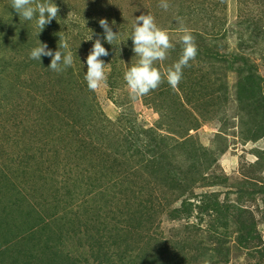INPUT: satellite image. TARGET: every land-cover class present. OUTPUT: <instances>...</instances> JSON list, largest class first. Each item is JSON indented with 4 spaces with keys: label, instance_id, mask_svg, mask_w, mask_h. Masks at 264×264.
I'll use <instances>...</instances> for the list:
<instances>
[{
    "label": "trees",
    "instance_id": "obj_1",
    "mask_svg": "<svg viewBox=\"0 0 264 264\" xmlns=\"http://www.w3.org/2000/svg\"><path fill=\"white\" fill-rule=\"evenodd\" d=\"M176 3L177 18L181 17L182 22L195 21L194 25L185 27L195 37L198 54L190 61V66L183 69L176 88L165 78L157 89L147 94L151 96L153 110L174 133L166 134L154 126L140 124L129 111H122L115 120L102 117L88 87L77 97L76 107L67 101V109L47 108L48 136L36 141L49 146L38 148L45 151L39 158L34 150L27 154L29 171L35 174L31 180L34 194L31 193L32 202L29 201L33 210L26 213L25 225L3 224L0 228V264H82L88 260L83 252L89 257L95 254L103 257L99 264H203L205 259L210 264H228L234 252H244L246 264H264V236L258 229L259 224L264 223V145H259L264 139V76L259 70L264 66V0H237L239 27L236 44L231 49L229 43L218 41L226 20L227 0H178ZM8 6L13 18H8L9 27L0 32V49L11 46L23 50L17 51L21 56L20 64L28 66L34 61L40 62L30 58L37 44H26L29 39L19 32L20 25L24 26L27 21L12 8V0ZM217 12L224 13L215 15ZM115 13V18L121 14ZM123 14L127 15L125 11ZM101 18L107 19L117 32L128 31L123 34L127 49L123 46L122 52L123 55L129 52L128 68L131 67L137 58L133 59L130 18L127 15L124 19H114L108 12L100 13L93 20L98 24L97 36L103 33L102 28L99 30ZM217 19L223 22L216 24ZM181 28H163L169 33L174 48L165 61L156 64L162 73H166L181 54ZM68 34L42 30L40 40L55 52L59 37L66 39L75 55ZM107 50L111 55L113 49L109 45ZM47 59L48 79L54 87L48 95L55 94L62 102L66 99L65 93L82 85L71 66L57 73L48 67L51 58L41 57V61ZM0 63L3 69L12 66L11 61L1 57ZM116 63L108 75L110 84H114L117 77L124 79L127 70L126 67L118 69ZM41 84L46 85V82ZM2 87L0 82V89ZM214 109L220 115L209 144L204 145L194 131ZM73 110H77L82 124L68 119V111ZM248 142L253 144L249 152L255 160L247 161L243 155L237 174L229 176L220 166V156L236 143ZM45 154H50L55 162L59 158L63 167L66 161L75 160L77 167L80 163V170L73 172L76 178L59 180L57 176H50L49 168L55 162L50 164L52 159L44 158ZM90 167H98L95 176ZM26 169L22 167V175L28 174ZM66 170L71 172L72 168ZM76 181L86 191L84 197L92 194L104 199L103 205L112 204L113 208L105 213L116 220L118 226L105 222L107 217L96 201L89 206V211L81 209L89 215L84 220L78 216L80 213L73 215L72 210H67ZM17 193L11 199L10 196L4 199L0 184L1 208L6 213L13 212L11 205L17 204L20 197L25 201L22 192ZM231 194L235 197L231 198ZM41 205L52 211L41 214ZM58 205H66L60 215ZM161 215L172 221L183 220V223L172 226L169 234L156 232ZM83 230L84 234L78 236ZM73 241V246L68 247ZM115 246L120 249L116 254L111 252Z\"/></svg>",
    "mask_w": 264,
    "mask_h": 264
},
{
    "label": "rangeland",
    "instance_id": "obj_2",
    "mask_svg": "<svg viewBox=\"0 0 264 264\" xmlns=\"http://www.w3.org/2000/svg\"><path fill=\"white\" fill-rule=\"evenodd\" d=\"M9 1L10 0H0V32H3L4 28L9 27L8 18H13L11 15V10L8 6ZM177 1L178 0H166L169 7L167 10H165L160 7L161 0H53V2L59 7L58 16L56 19L52 20L50 24L46 25L43 31L49 32L52 30L55 32L57 30L60 32V34L69 33L68 37L73 42L72 48L76 52V54L73 55V64L71 65V69L73 74L78 78L80 85H82V87H77L72 91L65 93L66 99H63L62 102L56 99L55 94L52 96L48 95V93L51 92L50 90L54 88L50 85V81L48 79L49 74L46 68L49 59H47L46 62L40 61L35 63L34 61L32 64L27 66L23 64V62L20 64L18 61L21 56L19 53H17V51L23 50L19 48L13 49L11 46L0 49V57L3 60L6 59L12 63V66L9 67L10 69L1 68L0 63V82L3 84V87L0 89V184L4 193V196L2 197L4 199H8L10 196L11 199L12 197L18 195V191L22 192L23 196L25 197V201L20 197L17 200V204H13V206L9 202L6 203L11 205L13 211L12 213H6L3 208H1L3 205L0 200V228H2L3 224L13 227L14 224L19 225L24 223L25 225L27 223V218L25 215H27L26 213L28 212L30 213L31 209L33 208V205L30 203L32 202L30 195L33 193L34 188L31 184V180L35 178L33 170L29 171L31 165L28 162L27 154H30L31 150H34L36 152L35 154L39 158L45 152L40 151V149H47L49 146L43 144V142L36 141L37 138L45 140L44 136H48L47 133L49 130V125L48 122L45 121L47 120V108H52L59 111L67 109L65 108L67 107V101L70 102L71 106H77V97L80 96L82 90L86 89L87 87V83L84 79L85 73L87 71L86 56L92 48L93 40L96 38H100L101 43L106 49L108 45L110 49H113L111 55L108 52L109 54L107 56L101 57V59L106 64V82H101L100 86L96 90H91V92L89 91L90 97L94 99L93 102L97 107L96 110H99L98 112H100L102 117L105 115V118H109L111 120H115L122 111H129L133 116H135L137 122L140 124L154 126L159 131L166 134L174 133V129L166 121L161 119L160 116L153 110L150 95L133 98L129 93L125 80L121 79L120 77H117L116 81H114V84L108 83V75L110 73L111 66H113L114 63L117 62L115 65L120 70L123 67L128 68V66H130L131 59L129 58V52L127 55H123L122 52V50H124L122 47L125 46L123 34H126L128 31H123L121 33L118 32L117 38L113 42V45H110L106 40H103L104 32L101 33V36L99 34L98 36L96 35V25L98 24H96V21L93 20L98 18L100 13L106 14V12H108L110 15L112 14L114 19L118 17L119 19H124V17L128 15L130 18V24L132 25V22L135 20L136 16H139L143 13L151 14L154 17L157 25L162 28L171 29L185 27L187 25H194V20L193 22H182L181 17L177 18ZM76 9L80 12H77ZM238 10L239 6L237 0H227V6L225 10L227 13L226 20L223 28L220 29L218 41L229 43V49L234 48L236 44V29L239 27L236 22ZM115 11L121 12L122 15L119 14V16L115 18ZM124 11L127 13V15L123 14ZM77 13L79 15H77ZM223 13L224 12H217L215 15H221ZM204 21H206V19H204ZM222 22V20L217 19L216 24H221ZM211 23L212 22H209V24ZM201 25H203L202 22ZM23 27L26 29H23ZM100 29L101 27L99 30ZM129 30H131V27ZM113 31L117 32V30ZM12 32L17 39L18 34L16 29L13 28ZM19 32H22L25 37L29 39L26 43L28 45H30L29 42H31V45L38 44V40H40L41 37L40 33L37 34L38 28L36 27L35 18L31 21H27L24 26L20 25ZM91 34L93 37L92 40H86ZM11 44L13 46L17 45L13 42H10V45ZM114 58L115 61L113 63ZM134 58L136 59L137 57L135 56L133 59ZM259 70L260 74L264 76V66H260ZM33 79H35L36 82H32ZM43 81L46 82V85L41 84ZM76 113L77 110H73L71 112L68 111V119L76 120L77 124H82L83 120L78 118ZM219 115L220 113H218L217 110H211L209 113H207L204 123L201 125V127L194 131L202 144H209ZM112 129H115V127H112ZM57 143L59 144L60 141ZM259 145H264V139L259 142ZM32 146L33 149H31ZM252 146L253 144L251 142H248L245 145L236 143L235 146H232L225 154L220 156L219 163L221 168L229 173V176H235L237 174L238 167L240 166V162L243 159V155L244 159L247 161L255 160V157L249 152V149ZM50 152L53 153V150ZM47 156H50V154H45L44 158ZM52 161L55 162V159H52L50 164ZM73 161L75 160H72L71 163L69 161H64L65 167H63V163H60L58 158V162H55L54 165L49 168L50 172L48 174L53 177L57 176V179L59 180L62 179V177H72L74 180L77 174H74L73 172H78L81 167L80 163L79 167L75 166ZM79 162L83 163L84 161L79 160ZM35 165L36 164L33 163V166ZM24 166H26V170L29 172L28 174L22 175L20 171ZM67 167L72 168L71 172L66 170ZM91 169L95 176L96 171L99 170L98 167ZM3 174L7 176H4ZM262 176L264 177V170L262 171ZM75 184L76 185L73 186V192L69 199V201L72 203L67 209L70 211L72 210L73 215L74 213H80L78 216L84 220L88 214L81 209L83 208L89 211V206H91V204L95 201L97 202L96 204L98 206H102L104 216L110 209L113 208L112 204L103 205L101 202L104 199H100L99 197H96L92 194H88V197H84L83 194L86 191L83 190L79 182L76 181ZM16 188L18 191H16ZM90 196H93V199H91ZM230 196L231 198L235 197L234 194H231ZM33 199H36V196H33ZM63 200L67 201L66 198ZM64 207H66V205H58V209L60 210L58 215L64 213L61 211ZM34 209L37 210L38 207L35 205ZM46 210L47 208L41 205V214L44 215V211L46 212ZM47 211L50 212L52 209H48ZM81 213L85 214L83 215ZM22 214L25 217H23ZM107 216L108 215H106V217ZM78 221L79 219L76 222V226H78ZM105 222H107V224L110 226L115 224L118 226V222L116 220H111L109 217H107ZM182 223L183 220L172 221L169 220L165 215H161L159 227L157 228L156 232L169 234L170 228L172 226H177ZM258 229L264 236V223L259 224ZM84 231L85 230L79 232L77 231L78 236L80 234H84ZM74 243L75 241L71 242L68 244V247H71V245ZM77 247L76 241V248ZM73 248L74 247H72V249ZM119 250L120 249L118 246L111 248V252L115 254ZM83 253L82 255L85 258H88V260L82 261V264H99L100 260L103 258L98 257L97 254L94 255L95 257H89L88 254ZM82 255H80V257H83ZM246 263L247 259L244 252H234L228 264Z\"/></svg>",
    "mask_w": 264,
    "mask_h": 264
},
{
    "label": "clouds",
    "instance_id": "obj_3",
    "mask_svg": "<svg viewBox=\"0 0 264 264\" xmlns=\"http://www.w3.org/2000/svg\"><path fill=\"white\" fill-rule=\"evenodd\" d=\"M160 7L167 10L169 5L166 0H161ZM12 8L26 21L35 18L37 34L56 19L59 12V7L53 0H12ZM99 25L103 29L104 40L113 45L118 32L112 30L105 18L99 20ZM181 33L179 38V43L182 45L181 54L178 60L167 68L166 73H162L156 64L165 61L169 51L174 48L171 37L167 30L157 25L151 14L142 13L136 16L129 36L137 59L124 72V80L133 98L149 94L157 89L165 78L172 88L178 86L183 77V69L189 67L190 61L194 60L198 54L196 40L191 31L182 27ZM92 38L91 34L86 40H92ZM59 40L60 44L55 52L49 49L46 43L38 40L37 46L30 52V58L41 61L42 56H48L51 58L48 67L54 72H63L73 64V53L66 39L59 37ZM108 54L100 38L93 40L92 48L86 56L87 71L84 76L89 90L94 91L101 82H106V64L101 57ZM203 264H210V261L205 259Z\"/></svg>",
    "mask_w": 264,
    "mask_h": 264
}]
</instances>
